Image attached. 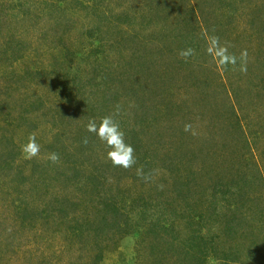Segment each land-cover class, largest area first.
Listing matches in <instances>:
<instances>
[{
    "label": "rangeland",
    "instance_id": "1",
    "mask_svg": "<svg viewBox=\"0 0 264 264\" xmlns=\"http://www.w3.org/2000/svg\"><path fill=\"white\" fill-rule=\"evenodd\" d=\"M109 115L131 168L86 130ZM100 190L126 234L98 258ZM0 264H264V0H0Z\"/></svg>",
    "mask_w": 264,
    "mask_h": 264
},
{
    "label": "clouds",
    "instance_id": "2",
    "mask_svg": "<svg viewBox=\"0 0 264 264\" xmlns=\"http://www.w3.org/2000/svg\"><path fill=\"white\" fill-rule=\"evenodd\" d=\"M207 52L212 55L223 66L236 65L238 58L229 52L227 45L221 44L219 37L212 36L208 39ZM194 54V49L188 47L182 49L179 53L181 57L187 60ZM239 70L241 72L247 71V51L243 50L239 56ZM119 107L117 106V112ZM86 130L89 133L95 134L98 139L106 146L107 158L111 160L114 166H120L125 169L131 168L136 164V157L134 155L133 146L126 141L125 132L121 128L117 120L113 116H104L99 121L96 119H89ZM185 132H191L196 135V131L192 128L191 124L184 125ZM87 143V139L84 140ZM22 151L27 158L31 159L37 157L40 152V145L37 142L34 134L29 135L27 142L22 146ZM47 159L53 164L57 163L60 159L59 154L51 152L48 154ZM136 174L139 178L148 181L149 175H145L142 168L136 169Z\"/></svg>",
    "mask_w": 264,
    "mask_h": 264
},
{
    "label": "trees",
    "instance_id": "3",
    "mask_svg": "<svg viewBox=\"0 0 264 264\" xmlns=\"http://www.w3.org/2000/svg\"><path fill=\"white\" fill-rule=\"evenodd\" d=\"M76 181V180H75ZM100 195H97L96 198L102 202L104 205V193L100 190ZM108 199V198H106ZM111 203V202H110ZM110 205H104L103 209L98 208L96 205L86 206L84 211L87 215V220L89 221L90 226H88V231L90 232V236L95 237V245L99 248L98 258H100V252H102L105 248L101 244L104 237H107L110 233L113 232H122L126 234V229L122 224V221L125 222L126 215L124 212H120L116 208H110ZM90 209V210H89ZM25 213V212H24ZM122 220V221H121ZM127 227V226H126ZM79 233V232H78ZM109 240L112 241L111 238ZM104 248V249H103Z\"/></svg>",
    "mask_w": 264,
    "mask_h": 264
}]
</instances>
